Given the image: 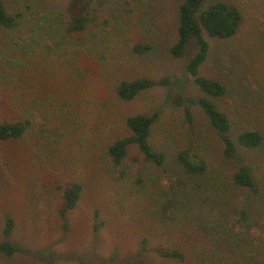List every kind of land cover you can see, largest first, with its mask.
I'll return each mask as SVG.
<instances>
[{"label": "rangeland", "instance_id": "1", "mask_svg": "<svg viewBox=\"0 0 264 264\" xmlns=\"http://www.w3.org/2000/svg\"><path fill=\"white\" fill-rule=\"evenodd\" d=\"M71 1L3 0L16 25L0 27V122L30 124L20 138L0 140V240L9 215V239L23 248L0 253V264H264V0L202 4L232 3L242 13L234 35L204 33L209 49L198 67L226 88L210 98L227 115L230 137L247 129L262 136L254 148L236 144L231 158L195 102L205 94L185 71L195 40L180 56L171 52L183 0H95L96 21L80 33L66 31ZM140 77L154 84L128 101L117 95L121 80ZM153 112L148 142L163 164L132 144L113 166L107 147L129 135L126 117ZM190 143L206 163L197 176L175 161ZM241 164L257 192L232 184ZM66 181L82 189L62 217ZM173 197L178 208L162 214ZM243 205L249 223L239 226L233 210ZM157 247L177 248L184 259L164 258Z\"/></svg>", "mask_w": 264, "mask_h": 264}, {"label": "trees", "instance_id": "2", "mask_svg": "<svg viewBox=\"0 0 264 264\" xmlns=\"http://www.w3.org/2000/svg\"><path fill=\"white\" fill-rule=\"evenodd\" d=\"M95 0H72L68 8L70 12L66 24V31L69 33H80L90 23L96 21L93 14ZM205 0H183L179 5L177 40L171 47L174 56H180L191 39L196 42V51L185 64V71L192 77L193 82L205 94L195 102L202 108L211 127L220 133L225 158L235 156L237 145L246 148H254L260 144L261 134L253 129L239 132L235 139L228 134L230 122L227 115L222 112L210 97L222 96L226 88L224 84L212 77L198 74L199 65L205 61L209 43L204 33L210 37H230L234 35L242 22L240 9L232 4L223 1H216L203 9ZM16 25L15 18L5 7L3 0H0V27L12 28ZM139 46L136 45L135 48ZM167 79L163 78L158 83L165 84ZM154 81L147 77H140L131 80H121L116 87L117 95L125 100H131L140 91L152 86ZM177 102L180 96L175 98ZM188 102H193L187 99ZM184 119L188 125L192 123V114L188 106L183 108ZM157 118V113L134 114L126 117L125 124L129 135L115 139L107 147V154L113 166H119L126 157L130 145L135 144L146 161L155 166H161L164 162V154L154 150L148 142L151 126ZM30 121L28 119L0 122V140L18 139L27 130ZM175 161L180 168L189 176L202 174L206 169V163L198 153L196 147L190 143L188 146L179 149L175 154ZM232 184L240 189L257 192V181L250 172V168L241 164L231 176ZM139 182V181H138ZM81 184L75 181H66L61 186V208L59 214L63 217L67 211L76 206L81 193ZM175 192V191H174ZM178 208L176 198H168L162 205L161 212L166 215L170 208ZM235 223L244 226L249 223V211L246 206L234 209ZM216 226H225V223H216ZM13 219L9 215L4 216L2 233L4 238L0 240V253L10 257L23 250L22 247L11 242L9 236L13 231ZM156 252L167 259H184V252L171 247H157Z\"/></svg>", "mask_w": 264, "mask_h": 264}]
</instances>
